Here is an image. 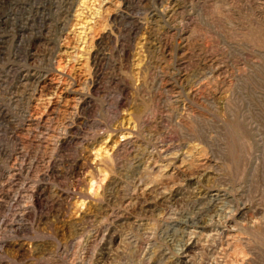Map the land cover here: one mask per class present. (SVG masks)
<instances>
[{
    "label": "rangeland",
    "instance_id": "obj_1",
    "mask_svg": "<svg viewBox=\"0 0 264 264\" xmlns=\"http://www.w3.org/2000/svg\"><path fill=\"white\" fill-rule=\"evenodd\" d=\"M0 264H264V0H0Z\"/></svg>",
    "mask_w": 264,
    "mask_h": 264
}]
</instances>
